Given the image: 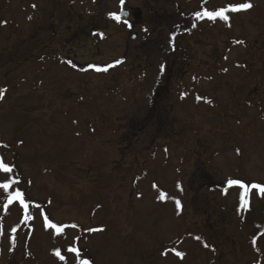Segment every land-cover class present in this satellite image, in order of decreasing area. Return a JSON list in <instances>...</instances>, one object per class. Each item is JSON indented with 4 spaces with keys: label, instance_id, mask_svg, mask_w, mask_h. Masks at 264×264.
I'll list each match as a JSON object with an SVG mask.
<instances>
[{
    "label": "rangeland",
    "instance_id": "374dc122",
    "mask_svg": "<svg viewBox=\"0 0 264 264\" xmlns=\"http://www.w3.org/2000/svg\"><path fill=\"white\" fill-rule=\"evenodd\" d=\"M0 21V264H264V0H0Z\"/></svg>",
    "mask_w": 264,
    "mask_h": 264
},
{
    "label": "snow or ice",
    "instance_id": "6c2138e0",
    "mask_svg": "<svg viewBox=\"0 0 264 264\" xmlns=\"http://www.w3.org/2000/svg\"><path fill=\"white\" fill-rule=\"evenodd\" d=\"M120 3L121 5L124 4V0H120ZM253 5L250 3V2H242V3H239V4H229V5H226L224 7H221L217 10H205V11H198L195 13V16L197 19H200V18H207L209 20H215L217 18L221 19V20H224V21H227L229 19L227 13H235V12H240V11H246L248 9H250ZM33 7H35V5H33ZM109 18L115 20L116 22H124L125 24H128V21L127 19H124L122 21V15L123 16H127V13L126 12H123V9H122V14H117V13H109ZM29 19H31V17H29ZM6 23V21H0V24H4ZM129 27H131V24H128ZM242 43V42H241ZM69 63H71L69 61ZM119 63V61L117 62ZM111 66V65H110ZM109 66V67H110ZM90 67H93V66H90ZM96 71H107V67L101 69L100 67H96L95 68ZM226 71V69H225ZM5 90L3 89H0V98H2V93L4 92ZM198 99H200L198 97ZM0 147H7V145H0ZM239 151V150H238ZM13 172V166H11L10 164L6 163L4 161V159L2 157H0V173H4V174H11ZM229 185H235V184H239V186L244 189V193L242 194L241 196V201H242V205L245 204V198L247 196V193L249 191V188L245 186V184L241 183L239 180H236V179H230L228 181ZM18 184V180L16 179H13L11 177H9V179H7L6 181L4 182H0V189H2L5 193H8V190L13 186V185H16ZM252 189H257L262 195H264V185H260V184H257V183H253L251 184L250 186ZM163 194L161 195V199H163ZM14 201H19L20 205L22 207H24L25 209H27L28 205L25 203V199H24V193L20 190H16L12 193H10L8 196H7V203L3 205L5 211L8 209V207L10 205L13 204ZM176 205H177V209L178 211L180 210L181 208V204H180V201H176ZM31 218V217H29ZM45 227L48 228V229H55L56 233L59 234L62 232V228L57 226L55 223H50L48 221V218L45 216ZM72 227H77L76 225H73ZM89 232H94V231H103V229H96V228H92V229H88ZM12 233H15L16 232V228H13L11 230ZM3 233L0 232V235H2ZM197 239H200L199 237H196ZM10 240H11V243L15 244V236H11L10 237ZM207 247V245H205ZM68 252H75L77 254V257L80 256V253L79 251L75 248V247H69L67 249ZM55 256H57L60 260L64 261L65 260V256L61 254L60 250H55L54 253H53ZM176 255L177 256H180L181 258H183V255L184 253L182 252H176ZM78 264H89V261L87 259H84V260H80L78 259Z\"/></svg>",
    "mask_w": 264,
    "mask_h": 264
},
{
    "label": "flooded vegetation",
    "instance_id": "af4514ba",
    "mask_svg": "<svg viewBox=\"0 0 264 264\" xmlns=\"http://www.w3.org/2000/svg\"><path fill=\"white\" fill-rule=\"evenodd\" d=\"M127 21H128V24H131V27H129L128 24H125L124 22L123 23L126 25V28L128 30L133 29L138 24V21H140L141 23H143V21L141 20L140 13L139 12H134V11H132L130 9H129V16L127 18ZM183 23H184V21L182 20L179 23V26H181ZM130 37H131V40H133V41L137 38V36L135 34H131ZM145 45H147V42L145 43ZM125 46H126V44H125ZM172 66H173L172 69L176 68L177 63H172ZM179 71H180V68H179ZM179 76H181V74H179ZM180 94H183V91ZM183 97L186 98V96L184 94H183ZM156 108H157L158 113L155 111V113L157 114V117H155V119L159 122L160 117H161L162 105L156 106ZM165 113H166V111H165ZM167 114H169V113H167Z\"/></svg>",
    "mask_w": 264,
    "mask_h": 264
},
{
    "label": "water",
    "instance_id": "95a60500",
    "mask_svg": "<svg viewBox=\"0 0 264 264\" xmlns=\"http://www.w3.org/2000/svg\"><path fill=\"white\" fill-rule=\"evenodd\" d=\"M123 12H126L127 13V16L125 17V16L122 15V18L127 19L128 16H129V11L128 10H123ZM120 14H122V11L120 12Z\"/></svg>",
    "mask_w": 264,
    "mask_h": 264
}]
</instances>
